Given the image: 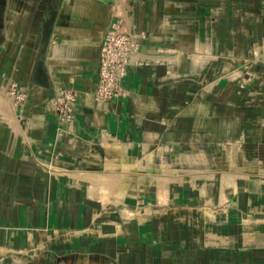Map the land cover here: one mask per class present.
<instances>
[{"label":"crops","instance_id":"1","mask_svg":"<svg viewBox=\"0 0 264 264\" xmlns=\"http://www.w3.org/2000/svg\"><path fill=\"white\" fill-rule=\"evenodd\" d=\"M0 264H264V0H0Z\"/></svg>","mask_w":264,"mask_h":264},{"label":"built area","instance_id":"2","mask_svg":"<svg viewBox=\"0 0 264 264\" xmlns=\"http://www.w3.org/2000/svg\"><path fill=\"white\" fill-rule=\"evenodd\" d=\"M138 44L134 38L123 29L119 21L112 23L104 36L98 61V79L95 90L96 98L112 100L124 93L122 78L125 67L131 62ZM7 94L13 102L22 105L25 93L14 80L6 85ZM76 91L72 88L58 86L49 98L47 105L54 112L60 125L69 127L74 120Z\"/></svg>","mask_w":264,"mask_h":264}]
</instances>
